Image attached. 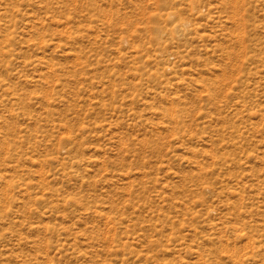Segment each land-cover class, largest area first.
<instances>
[{
    "label": "rangeland",
    "instance_id": "rangeland-1",
    "mask_svg": "<svg viewBox=\"0 0 264 264\" xmlns=\"http://www.w3.org/2000/svg\"><path fill=\"white\" fill-rule=\"evenodd\" d=\"M0 264H264V0H0Z\"/></svg>",
    "mask_w": 264,
    "mask_h": 264
}]
</instances>
